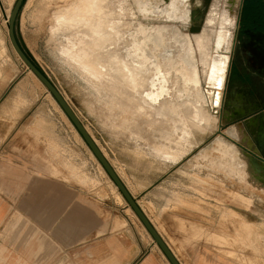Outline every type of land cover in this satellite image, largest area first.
Returning <instances> with one entry per match:
<instances>
[{
    "label": "crops",
    "instance_id": "crops-1",
    "mask_svg": "<svg viewBox=\"0 0 264 264\" xmlns=\"http://www.w3.org/2000/svg\"><path fill=\"white\" fill-rule=\"evenodd\" d=\"M2 16L0 11V264H171L140 219L131 215L134 210L125 198L119 202L111 192L99 195L93 179L98 167L84 149L83 137L74 135L64 119L51 118L54 105L33 102V78L19 63ZM230 96L233 113L260 100L242 82ZM234 125L244 126L242 121ZM227 129L218 128L213 137L223 135L235 146L242 179L209 165L204 157L209 145L177 162L166 153L134 154L122 148L125 173L116 171L181 264L253 262L251 251L237 260L230 249L205 242L225 244L237 237L221 225L217 231L210 228L226 223L214 209L227 204L210 199V176L218 182L228 176L235 190L264 194V180L257 179L246 156L254 148ZM102 184H107L104 177Z\"/></svg>",
    "mask_w": 264,
    "mask_h": 264
},
{
    "label": "rangeland",
    "instance_id": "rangeland-1",
    "mask_svg": "<svg viewBox=\"0 0 264 264\" xmlns=\"http://www.w3.org/2000/svg\"><path fill=\"white\" fill-rule=\"evenodd\" d=\"M16 1L0 0L4 23H8ZM162 1L26 0L18 18V38L26 44L40 68L57 85L121 175L125 173L126 166L122 151L124 147L134 154L166 153L176 158L177 162L200 144L206 134L219 128V118L206 106V101L212 99V93H204L218 11L209 19L214 26L195 36V41V37H182L174 29H149L152 25L164 24V21L155 14L141 16L138 12L151 10L169 17H177L179 11L186 14L187 10L181 8L186 0ZM174 7L176 11H172ZM138 19L148 28L135 22ZM169 23L179 24L178 21ZM180 29L185 32L187 30L182 26ZM196 48L200 53L202 72L194 64L197 59ZM84 50L91 56L94 54L93 58L96 55L98 64L104 66L106 74H97L96 68L82 60L81 53H85ZM18 57L19 63L33 78V102L54 105L56 112L50 113L51 118L64 119L72 133L81 136L43 82ZM227 133L248 141L241 126L234 125ZM214 138H207L200 147L209 145L204 154L209 165L219 166L232 177L242 179L235 167V157L238 156L235 146L228 145L223 135ZM81 143L97 164L98 175H94L93 179L99 184L95 185L98 193L102 191V195H99L105 197L107 192H111L117 201H124L117 185L83 138ZM101 177L106 179V186L101 185ZM258 178L264 180V172ZM219 181L213 176L209 177L210 199L225 200L227 204L216 207L214 214L220 211L226 223H214L210 228L217 231L221 225L227 232L234 231L237 237L219 245L211 240L205 242L217 248L230 249L228 254L237 257V260L241 259V255L253 252V262L246 258L242 261L247 264H264V194L261 191L246 194L235 190L228 176L225 181ZM219 187L222 192L218 190ZM231 204L241 205L238 210L242 213ZM148 209L156 220L154 209ZM130 213L138 217L131 210ZM171 242L175 244V241ZM173 246L176 248V245ZM253 249H257L258 255Z\"/></svg>",
    "mask_w": 264,
    "mask_h": 264
},
{
    "label": "water",
    "instance_id": "water-1",
    "mask_svg": "<svg viewBox=\"0 0 264 264\" xmlns=\"http://www.w3.org/2000/svg\"><path fill=\"white\" fill-rule=\"evenodd\" d=\"M25 1L26 0L16 1L15 6L11 11L8 19L10 40L13 47L15 48V50L17 51L18 55L23 60V62L28 66V68H30L36 74V76L43 82L46 88L51 92L53 97L57 100L63 111L66 113V115L69 117L71 122L74 124L80 135L83 137L84 141L87 143L91 151L94 153L95 157L99 160V162L104 167L108 175L117 185L118 189L123 194L128 204L132 207L136 215L139 217L141 222L144 224L148 232L153 237L154 241L164 252V254L169 259L171 264H181L178 261V259L175 257L174 253L172 252L171 248L168 246L166 241L162 238L160 233L154 227V225L152 224V222L150 221L149 217L146 215L144 210L140 207L135 197L131 194V192L129 191V189L121 179L120 175L116 171L113 164L109 161V159L107 158L101 147L98 145V143L93 138V136L89 133V131L87 130V128L85 127V125L83 124V122L81 121L75 110L73 109V107L69 104L65 96L60 91V89L52 81V79L33 62V60L28 54L29 50L25 45L21 44L17 35L16 28H17L19 15L21 13ZM162 2L166 3L168 2V0H163ZM162 2H160V4ZM149 3L155 4L153 2H149ZM239 4H240V0H227V3L224 4L223 11H226L227 16L230 17V20L229 22H227L226 27H224L223 29L220 45L219 46L217 44L215 45V55L211 65V73L216 68L215 67L217 66L216 64L220 66V69L214 78H212L210 75L207 77V80L204 81V87H205L204 93L208 95V90L210 89L214 90L212 94L213 99L210 102L207 100L206 106L208 109H210V111L214 116H217L219 118L218 121L219 130L222 131L224 126H228V129H231L236 121L243 122L244 124L243 130L246 133L248 143L250 144L249 146L253 147L255 150L251 152L247 151L246 156L248 157L252 167H254V170L259 175L260 173L264 172V105H256L255 107L253 106V104L247 105L244 111L236 110L235 111L236 114H235L231 110L232 101H231V96L227 89L228 69H229L231 54L233 50V39L235 33L237 12L239 10ZM181 8L187 10L186 14L183 13L184 11L183 12L179 11L177 17H169L164 13L153 12L151 10L146 11L145 13H141V12L138 13L141 16L155 14L157 18H160L164 21V24L152 25V27H149V29L157 28V27L160 28L166 27L169 29H174L177 32L181 33L182 37L184 36L190 37L188 34L183 33L177 24L169 23V21L183 22L189 17V11H190L189 0H186L185 3L181 5ZM135 22H140V24L147 27L140 19H138ZM195 41H196V37H195ZM166 50H168V48L165 49V51ZM196 50L197 53L195 54V56H197V59L194 60V64L197 65L202 72V64L200 63V53L197 48ZM256 127L258 130L255 129ZM213 134L214 131L207 134V138L212 137ZM207 138L204 136V140L192 150L204 144Z\"/></svg>",
    "mask_w": 264,
    "mask_h": 264
},
{
    "label": "flooded vegetation",
    "instance_id": "flooded-vegetation-1",
    "mask_svg": "<svg viewBox=\"0 0 264 264\" xmlns=\"http://www.w3.org/2000/svg\"><path fill=\"white\" fill-rule=\"evenodd\" d=\"M190 3L193 5L190 6ZM222 5V0H189V17L177 25L186 27V32H182L191 38L201 35L214 26L209 21L210 16L215 15L216 11L219 14ZM238 82L258 94L260 100L253 103L254 107L264 105V0H240L228 69L229 94Z\"/></svg>",
    "mask_w": 264,
    "mask_h": 264
},
{
    "label": "bare ground",
    "instance_id": "bare-ground-1",
    "mask_svg": "<svg viewBox=\"0 0 264 264\" xmlns=\"http://www.w3.org/2000/svg\"><path fill=\"white\" fill-rule=\"evenodd\" d=\"M137 1V0H136ZM139 3H140V1H139ZM225 3H227V0H222V6H221V8H220V11H219V14H218V20H217V25H216V32H215V35H214V39H213V50H212V55H211V61H210V66H209V69H208V73H207V75H206V79H205V81L207 80V77L208 76H210L211 75V77L212 78H214L215 76H216V74L218 73V71H219V69H220V66L218 65V64H216L217 66H215L216 68L213 70V72L211 73V65H212V62H213V60H214V55H215V45L217 44L218 46L220 45V43H221V39H222V33H223V29H224V27H226V24H227V22H229V20H230V17L229 16H227V13H226V11H223V7H224V4ZM149 4H151V3H149ZM139 5V4H138ZM141 5H139V7H140ZM143 7V6H142ZM162 8V7H161ZM160 8V9H161ZM140 9H142V8H140ZM147 9V8H146ZM149 9V8H148ZM167 9V8H166ZM172 11H176V7H174L173 9H172ZM225 17V18H224ZM86 48H87V45H86ZM81 49V48H80ZM89 49V48H88ZM96 50V49H95ZM95 50H94V53H95ZM93 51V50H92ZM81 52H83V51H81ZM84 52H85V50H84ZM87 52V51H86ZM81 53V57H82V60L83 61H85L89 66H92V67H94V68H96V70H97V74H102V73H107V71H106V69L104 68V66L102 65V66H100L99 64H98V60H97V57H96V55L94 56V58L96 57V61L94 60V58L91 56V55H89V54H87V53ZM88 53H90V52H88ZM97 53V52H96ZM95 53V54H96ZM91 54V53H90ZM100 61V60H99ZM100 64H102V62L100 63ZM110 65V64H109ZM121 66V65H120ZM124 66V65H123ZM122 66V67H123ZM120 68V67H119ZM30 69V68H29ZM31 70V69H30ZM116 70V69H115ZM123 70V69H122ZM121 70V71H122ZM120 71V70H119ZM125 71V70H124ZM110 72V71H109ZM126 73V72H125ZM122 74V73H121ZM124 74V73H123ZM36 75V74H35ZM110 75V74H109ZM213 91L214 90H208V92H211L212 94H213ZM51 93V92H50ZM235 97V96H234ZM212 99H213V95H212ZM212 99H211V101H212ZM57 101V100H56ZM233 101V100H232ZM238 108V107H237ZM86 127V126H85ZM88 130V129H87ZM89 131V130H88ZM90 133V132H89ZM91 134V133H90ZM165 149H167L168 151H171L170 150V148H165ZM175 156V155H174ZM104 168V167H103ZM108 174V173H107ZM110 177V176H109ZM111 178V177H110ZM113 181V180H112ZM114 182V181H113ZM117 187V186H116ZM120 191V190H119ZM123 195V194H122ZM131 207V206H130ZM132 208V207H131ZM212 239V238H211ZM213 240V239H212ZM219 240V239H218ZM220 240L222 241V239L220 238ZM224 241V240H223ZM217 241H215V243H216ZM226 243V242H225ZM218 244V243H217ZM214 245V244H213ZM219 245V244H218ZM223 246V245H222ZM219 247V246H218ZM228 247V246H227Z\"/></svg>",
    "mask_w": 264,
    "mask_h": 264
},
{
    "label": "trees",
    "instance_id": "trees-1",
    "mask_svg": "<svg viewBox=\"0 0 264 264\" xmlns=\"http://www.w3.org/2000/svg\"><path fill=\"white\" fill-rule=\"evenodd\" d=\"M20 40V39H19ZM20 42H21V44H23V45H25V43L24 42H22L21 40H20ZM28 54H29V56L31 57V59L33 60V62L40 68V66L38 65V63L35 61V59L33 58V56L31 55V53L28 51ZM41 69V68H40Z\"/></svg>",
    "mask_w": 264,
    "mask_h": 264
},
{
    "label": "built area",
    "instance_id": "built-area-1",
    "mask_svg": "<svg viewBox=\"0 0 264 264\" xmlns=\"http://www.w3.org/2000/svg\"><path fill=\"white\" fill-rule=\"evenodd\" d=\"M8 21V20H7Z\"/></svg>",
    "mask_w": 264,
    "mask_h": 264
}]
</instances>
